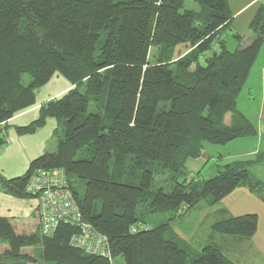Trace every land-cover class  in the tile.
Wrapping results in <instances>:
<instances>
[{
  "label": "trees",
  "instance_id": "16d2710c",
  "mask_svg": "<svg viewBox=\"0 0 264 264\" xmlns=\"http://www.w3.org/2000/svg\"><path fill=\"white\" fill-rule=\"evenodd\" d=\"M186 1L0 0V124L34 106L37 90L53 76L73 85L18 127L32 133L56 118L54 134L63 132L56 149L35 158L21 176L0 175V185L31 197L26 185L34 168L63 169L83 217L107 235L111 248L110 259L72 246L77 229L66 224L43 236L36 210L31 219L0 217V264H112L118 256L125 264H235L211 244L193 248L174 233L172 221L238 187L263 190L250 167L263 164L264 150L218 164L209 178L188 180L186 172L205 143L257 134L238 97L264 43V5L250 23L254 38L231 50L223 36L232 22L229 1L194 0L198 11L183 10ZM180 44L187 48L175 58ZM153 46L160 52L151 63ZM165 171L171 190H153L155 174ZM147 214L162 217L148 226ZM257 226L258 215L245 213L211 229L247 240Z\"/></svg>",
  "mask_w": 264,
  "mask_h": 264
},
{
  "label": "rangeland",
  "instance_id": "374dc122",
  "mask_svg": "<svg viewBox=\"0 0 264 264\" xmlns=\"http://www.w3.org/2000/svg\"><path fill=\"white\" fill-rule=\"evenodd\" d=\"M184 9H191L194 11H198L200 10V5L194 0H187L183 7V10ZM223 36L226 39V43L229 49L234 50L238 46L237 45L238 40H236V38H233L231 36L229 30H227ZM186 48L187 45L185 44L178 45L173 51L174 57L176 58L182 53H184ZM159 52H160L159 47L153 46L150 48L149 61L151 63L156 62ZM211 52L212 51L207 52L206 55H209ZM263 59H264V54L263 52H261L251 71V74L246 82V85L244 86L243 90L241 91L238 97V109L241 110L256 125L258 130L257 134L254 136L250 135V136L240 137L225 144L205 143L203 155L197 159H189L187 162L186 177L188 178V180H190L191 178H195V179L209 178L217 174L218 164H224L235 160L253 159L254 157H256L258 152L264 150V117H262V113H261V107L263 105L262 101L264 95V83L262 81L261 68H260ZM200 61L204 63V57H202ZM54 77H52L51 80L42 87V88L46 87L44 88L42 93H46L47 90L51 87L52 83H64V81H67L65 78H62L63 79L62 80L61 78L56 79ZM30 79H31L30 74L23 75V81L25 83H28ZM41 99L43 98L40 97L39 100ZM226 118L227 121H229L230 115L227 114ZM62 136H63L62 130L59 131L58 135L54 134L52 139L48 143V149L55 150L57 140L60 137L62 138ZM112 168L113 170H115L114 166ZM250 169L251 172L256 177L261 179L263 182V190L260 193H257L258 198H255V199H259L258 206H256L255 204V208L259 212L258 225H261V227H263L264 208L263 206L260 205V203L262 202V200L264 201V162L263 164L262 163L254 164L253 166L250 167ZM181 179L182 177H180V180ZM160 188H162L165 192H169L171 190L170 173L168 171L155 174V185L153 186L152 189L156 191ZM238 188H247V187L241 186ZM78 190L81 193H83L84 191V186L80 182H78ZM233 192L234 191H232L231 193H229L228 195H226L224 198L221 199L222 201H224V203H226V207H221L222 206L220 204L221 200L217 202L216 205L214 206L209 205V203H207L206 200H202L194 208L188 211L189 213L187 216H185L186 214H183L182 217H178L176 221H173L172 229H175L177 232L183 233V235H185L187 241L189 242L190 245H192L193 248L200 250L204 245L212 244L218 247L219 249H221L226 256L232 259L231 255L233 256V254L236 253L235 249H231L230 247H228L227 242L225 241L228 240V238L230 237L223 236L213 232L211 229V224L209 222L217 218H219L218 220L225 219L229 217L230 212L231 214L235 212L234 209H236L237 203L245 199L244 198L245 193H240L238 191L236 192L237 194H234V196H229L232 195ZM261 207L263 208V211ZM207 209L211 213L210 216H206ZM161 217L162 216L158 214H147L144 215L142 218L145 221L144 224L148 226H152L154 224H157V219ZM164 217L167 216L164 215ZM263 230L264 228L262 229V231ZM262 231L258 232V234H254V236L258 235L257 237L260 238L258 240V244L260 246L264 245V233ZM39 249L40 248L37 249V253ZM4 250H5V246L0 245V253H2ZM10 264H16V263L10 262ZM112 264H125V262L123 257L118 256L114 260H112Z\"/></svg>",
  "mask_w": 264,
  "mask_h": 264
},
{
  "label": "crops",
  "instance_id": "0c3cea01",
  "mask_svg": "<svg viewBox=\"0 0 264 264\" xmlns=\"http://www.w3.org/2000/svg\"><path fill=\"white\" fill-rule=\"evenodd\" d=\"M228 1L229 7L232 12V22L231 27L223 31V35L227 30L230 31V34L233 38H235V33L241 35L243 39L241 41H238V46L236 48L244 47L249 44L254 38V33L250 29V23L259 8L264 5V0ZM261 52H263L264 54V43L262 45L260 53ZM260 68L262 81L264 83V59L261 62ZM60 76L62 75L57 74L55 75V77H53L56 79L64 78L63 76ZM72 87L73 85H71V83H69L68 81H64V83H52L51 87L48 90L46 89V93H42L44 88L46 87H41L42 89L40 88L36 92V103L34 106L16 114L6 123L0 124V138H2L3 140V142L0 144V175L7 179H10L25 174L30 166V163L35 158L49 150L48 143L52 139L54 135L53 133L58 125V121L56 118L54 119L49 117L42 127L38 128L32 133H20L18 131V127L26 126L32 123L39 117L40 107L42 104L52 98L64 94ZM39 96L43 99L39 100ZM262 102L263 105L261 107V113L262 117H264V95ZM238 191L240 193H245L244 200H250L239 201L236 205V209H234L235 212L232 214L230 212L229 217L238 216L245 213H256L258 215L259 212L255 208V204L256 206H258L259 203V199H255L258 198L257 193L250 191L248 188H237L236 190H234L232 195L229 196H234V194H237L236 192ZM220 204L222 205L221 207H226V203H224V201L221 200ZM37 205L38 201L36 198L22 197L13 194L11 192H8L0 185V217L10 219H31V217L35 215ZM260 205L264 208L263 200ZM263 208L261 207L262 211ZM188 213L189 212L185 213V216H187ZM206 213V216L211 215L208 209ZM182 216L183 215H180L178 217ZM178 217H176L173 221H176ZM218 219L219 218L213 219L209 223L212 225V223L218 221ZM261 228H264V223L263 227H261V225H258V229L255 234H258V232L262 231ZM173 231L179 238L187 241L183 233L177 232L175 229H173ZM262 232L264 233V230ZM257 236L258 235L253 236L252 238L245 241L233 237L228 238V240H225L227 242V246L231 249H235L236 253L233 254V256L231 255L232 259L225 254L224 255L235 264H264V245L260 246L258 244V240L260 238Z\"/></svg>",
  "mask_w": 264,
  "mask_h": 264
},
{
  "label": "built area",
  "instance_id": "2783aa9c",
  "mask_svg": "<svg viewBox=\"0 0 264 264\" xmlns=\"http://www.w3.org/2000/svg\"><path fill=\"white\" fill-rule=\"evenodd\" d=\"M26 192L38 201L36 210L43 236L53 235L62 224L69 225L77 229L70 238L72 246L111 259L109 238L83 217L63 169L34 168L28 178Z\"/></svg>",
  "mask_w": 264,
  "mask_h": 264
}]
</instances>
